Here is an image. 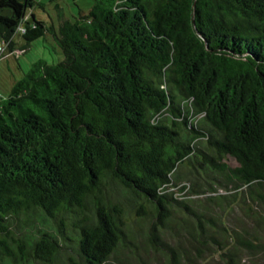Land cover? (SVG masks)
Here are the masks:
<instances>
[{
    "label": "trees",
    "instance_id": "16d2710c",
    "mask_svg": "<svg viewBox=\"0 0 264 264\" xmlns=\"http://www.w3.org/2000/svg\"><path fill=\"white\" fill-rule=\"evenodd\" d=\"M56 1L0 0L63 55L0 94V264H264V0Z\"/></svg>",
    "mask_w": 264,
    "mask_h": 264
},
{
    "label": "rangeland",
    "instance_id": "374dc122",
    "mask_svg": "<svg viewBox=\"0 0 264 264\" xmlns=\"http://www.w3.org/2000/svg\"><path fill=\"white\" fill-rule=\"evenodd\" d=\"M95 0H57L51 6H47L45 9L48 10L47 14L49 17L57 23V10L54 6L58 5L63 13L62 20L72 19L77 17L79 12L82 14H87L94 4ZM63 8V10H62ZM37 17H43L45 21L47 20V15L41 12H36ZM65 17V18H64ZM15 47L12 52H10L6 45H3L0 49L1 55H5L8 63L4 65L0 64V94L6 95L9 91L10 85L23 77L24 74L28 73L31 69L33 63L37 61H44L48 65H56L63 60V55L58 49L51 37L47 36L34 41L25 51L24 54H20L19 50L22 48V40L19 35H15L13 38ZM18 55V56H17ZM17 56V57H16ZM17 58V60H16ZM8 67V68H7ZM229 167H235L233 161H228ZM190 175L188 170H184V173H179L178 184H187L185 177ZM198 183L201 185L213 184L220 187L222 178L217 175L208 174L207 176H201L198 178ZM220 194H224L221 189H217ZM208 194H198L193 196L191 200H202ZM159 264V263H155Z\"/></svg>",
    "mask_w": 264,
    "mask_h": 264
},
{
    "label": "built area",
    "instance_id": "2783aa9c",
    "mask_svg": "<svg viewBox=\"0 0 264 264\" xmlns=\"http://www.w3.org/2000/svg\"><path fill=\"white\" fill-rule=\"evenodd\" d=\"M4 47V46H3ZM1 50V49H0Z\"/></svg>",
    "mask_w": 264,
    "mask_h": 264
}]
</instances>
